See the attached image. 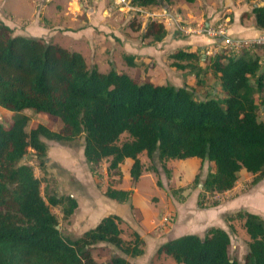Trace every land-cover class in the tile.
Here are the masks:
<instances>
[{"label":"trees","instance_id":"trees-1","mask_svg":"<svg viewBox=\"0 0 264 264\" xmlns=\"http://www.w3.org/2000/svg\"><path fill=\"white\" fill-rule=\"evenodd\" d=\"M169 2L130 0V6L147 8ZM251 16L255 27L264 31V5L242 13L240 21ZM127 27L135 32L141 29L134 19ZM165 36L164 25L156 21L147 22L141 33L152 43ZM122 58L127 67L136 66L133 56ZM170 58L177 70H188L196 77L210 74L219 82L223 96L197 100L187 88L137 82L114 66L101 73L89 67L81 54L14 35L0 21V108L13 114L8 125L0 121V264H130L129 259L144 253L138 234L132 241L122 240L120 219L115 215L103 217L78 238L60 234L51 208H60L68 216L73 199L44 197L33 167L21 163L30 150L44 171L42 139L69 143L83 137V157L92 173L102 161H108V171L116 172L130 159L129 175L134 182L141 174V153L149 160L156 157L161 164L188 158L210 162L213 170L203 181L207 193L230 191L241 170L255 176L253 183L264 180L263 47L252 45L238 53L223 49L204 57L185 48ZM28 110L54 117L59 130L43 125L27 129L29 118L23 112ZM123 134L129 140L119 144ZM104 195L125 204L131 192L107 188ZM229 218L243 221L249 238L243 264H264L262 217L239 211ZM100 244L122 256L97 262L92 251ZM229 245L223 229L210 227L203 237L187 234L168 240L157 253L175 264H238L229 257Z\"/></svg>","mask_w":264,"mask_h":264},{"label":"rangeland","instance_id":"rangeland-1","mask_svg":"<svg viewBox=\"0 0 264 264\" xmlns=\"http://www.w3.org/2000/svg\"><path fill=\"white\" fill-rule=\"evenodd\" d=\"M231 1L233 4H229L230 7L220 8L218 13L219 17L223 14L229 17L230 24L238 15L237 13L245 11V4L249 9L253 4H264V0ZM159 6H156L158 9L147 7L148 9H141L140 12L132 10L122 12L127 8L126 6H116L113 0L105 1V7L114 8L111 9L113 10L111 17L115 21L116 17H119L117 15L125 13L122 16L123 31L127 30V25L132 19L139 23L141 31L130 30V38L135 41L136 50L145 47L152 49L156 46L150 39H143L141 33L147 22L160 19L159 14H156L157 16L153 14L157 13V10H162ZM170 28L167 34L178 32L180 36L162 52L161 58L153 60L151 57H143L136 61V66L127 67L120 56L122 52L119 51L118 46L111 53L109 48L105 47L98 61L103 63V66H99L98 71L107 73L110 67L114 66L119 72L137 82L166 83L175 88H187L197 100L222 97L219 82L210 74H200L196 77L193 72L177 70L171 65L174 60L170 58V55L178 50L191 47V50L201 53L202 57L207 52L200 44H188L189 36L183 34L185 33L183 30L176 27ZM229 32L231 40H236V32L232 28ZM116 40L119 42L118 39ZM116 40L115 42L118 43ZM216 48V51L209 54L213 55L223 49L234 53L239 51L227 48L222 42H219ZM86 59L89 67L95 66V60L90 58V54ZM200 66L203 68L204 64L200 63ZM257 103H259L258 100ZM23 114L29 118L27 129H33L38 125H43L52 131L60 128V123L54 117L42 113L35 114L30 110L24 111ZM12 115L0 108V121L4 124L8 125L11 122ZM128 140V135L123 134L119 138V144ZM42 142L46 145L44 171L38 168L30 150L21 163H27L33 167L34 175L41 181V192L44 197L56 195L73 199L75 205L68 216H65L60 208H51L57 217V229L63 237L78 238L103 217L115 215L120 219L119 228L124 242L132 241L135 233L144 242L143 255L129 259L130 264H175L170 257L157 253L161 244L187 234L203 237L208 228L219 227L229 236V257L235 259L238 264H243L249 238L243 229V221L229 217L245 210L248 213L258 214L255 209H260L264 205L262 195L264 180L253 183L255 176L242 170L238 173L237 182L230 192L207 193L203 190V181L213 170L210 162L188 158L165 160L164 164H161L156 157L149 160L145 153H141L138 156L142 165L141 174L134 182L129 175L132 165L130 159H125L116 172L108 171V161H102L96 172L92 173L83 157V137L69 143H57L46 139H42ZM107 188L130 191L129 201L119 204L107 199L104 195ZM235 198L237 199L232 201ZM113 255L122 256L119 251L103 244L97 245L92 251V256L97 262L106 261Z\"/></svg>","mask_w":264,"mask_h":264},{"label":"crops","instance_id":"crops-1","mask_svg":"<svg viewBox=\"0 0 264 264\" xmlns=\"http://www.w3.org/2000/svg\"><path fill=\"white\" fill-rule=\"evenodd\" d=\"M105 1L85 3L81 0H0V21L9 27L14 35L41 39L45 43L77 52L82 55L85 63L90 54V58L95 60L97 70L99 66H103V63H98V61L101 59V52L105 51V47H108L111 53L118 46L119 51L122 52L120 56H133L135 63L143 57H151L153 60L161 58L162 52L168 49L175 38L180 36L178 32L167 34L170 27L183 30L185 32L183 34L189 36L188 44H200L205 47L206 52L214 51L221 42V39H217V41L202 33V29L206 27H221L224 35L230 39L231 28L236 32V40L253 41L257 38H264V31L255 27L253 16L249 20H245L244 24L243 21H240L241 14L250 13L255 4L250 9L245 4V11L237 13L238 15L230 24L229 17L224 14L219 17L218 13L220 8L225 9L229 4L232 5L231 0H195L193 3L170 0L168 4L159 6L162 10H154L157 13H153L155 16L159 14L160 19L156 22L164 25L166 36L161 42L155 43L156 46L152 49L145 47L136 50L135 41L130 38V29L122 30L124 27L122 16L125 13L117 15L119 17H116L115 21L111 17L113 14L111 9L114 8L105 7ZM141 9L148 8L132 7L130 10L140 12ZM154 9L158 8L155 6ZM128 10L125 8L122 12ZM234 10L237 11L236 8ZM151 21H155V19ZM114 39H118L119 42L116 40L118 42L116 43ZM190 49L192 48L190 47ZM200 52L202 51L200 50ZM114 68L116 69V67ZM228 192L230 191L226 193ZM262 195L264 197V193ZM255 211L258 213L256 215L264 220V205Z\"/></svg>","mask_w":264,"mask_h":264},{"label":"built area","instance_id":"built-area-1","mask_svg":"<svg viewBox=\"0 0 264 264\" xmlns=\"http://www.w3.org/2000/svg\"><path fill=\"white\" fill-rule=\"evenodd\" d=\"M82 2H98L101 0H81ZM114 4L116 6L124 7L126 6L129 10L132 9L130 6V0H113ZM202 33L206 34L209 38L211 39H218L220 40L223 44L226 45L227 48L233 50V51H238L243 48L250 47L252 45H260L264 47V38H257L253 41H247V40H231L228 37L224 35V31L221 27H206L205 29H202ZM217 40V41H218ZM216 51V49L214 50ZM205 55H210L209 52L205 53Z\"/></svg>","mask_w":264,"mask_h":264},{"label":"water","instance_id":"water-1","mask_svg":"<svg viewBox=\"0 0 264 264\" xmlns=\"http://www.w3.org/2000/svg\"><path fill=\"white\" fill-rule=\"evenodd\" d=\"M258 6H262V5H259V4H255L254 6H253V8H255V7H258ZM33 157H35V156H33ZM57 228V227H56Z\"/></svg>","mask_w":264,"mask_h":264}]
</instances>
